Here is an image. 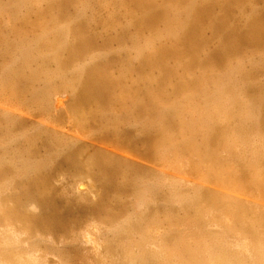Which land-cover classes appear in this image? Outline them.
<instances>
[{
	"label": "bare ground",
	"instance_id": "1",
	"mask_svg": "<svg viewBox=\"0 0 264 264\" xmlns=\"http://www.w3.org/2000/svg\"><path fill=\"white\" fill-rule=\"evenodd\" d=\"M10 1V5L13 2V6H15L12 8L8 5L14 12L11 15L15 14L17 10L23 12V9L26 12L35 9L37 13L45 8H42L43 2V4H48L49 11L52 10L56 13L58 11L59 13L51 14L48 25H45L47 22H43V18L44 26H39L42 29L38 32L39 34L36 33V38H31L32 40L24 38L25 40L21 44V41H12L10 36L7 39L11 40L2 41L0 38L2 41L0 58H9L6 62L9 67L5 65V62L1 63L2 59H0V70H4V73L2 72L0 75V91L3 92L5 88L6 77L13 76L17 81L23 80L24 76L22 77L20 68L32 60H39L43 62V66L52 64L55 68L47 69L45 67L38 70L36 73L38 78L39 74L44 75L47 77L45 82L50 91L55 85H59L67 91L70 90L73 98L71 112L67 119L52 118V120H46L48 121L46 126H41L44 123L41 120L38 123L41 124L38 129L31 133L24 130L18 134L16 131L18 127L24 125V122L14 115V112L19 113V110L20 112L24 110L21 108L22 104L18 108L16 105H13L14 107L11 105L10 110L8 107L4 108V112L0 116V264H49L51 261L57 262L56 259L61 264H68L65 260L70 262L68 259L71 257L70 254L76 252V247L80 246L81 242L92 243V245L95 243L93 247L97 246L95 237L92 236L96 229L92 232L93 229L89 228L87 233L78 234L72 228V225H77L81 215L86 216L87 213L94 216L95 226L93 228H97L98 238L103 241L102 244L100 241L98 242V245L103 248L96 250V256L99 257V262L102 264H264V214H259L258 204H256L257 207H253L243 201V198L240 199L241 196L235 197L234 195L232 197L229 192V194L220 193L219 195L216 193L217 190L214 192L202 185L191 182L184 183L181 178L170 179V175H164L165 169L184 159L189 167L199 174L201 180L216 181L227 189L229 188L231 192L235 190L234 194L237 193L236 190L244 191L242 190L246 187L243 185L244 179L245 181L249 179L252 195L257 194V191L258 194L261 193L264 187V95L262 94V98H258V96L256 99L251 96L248 100L246 95L249 94L248 91L253 90L249 88L251 85L249 86L248 83L254 81L253 76L250 80V73L241 71L242 77H239L242 80L239 79L238 83V78L233 76L236 75V72L235 74L226 72L228 73L225 74L226 76L223 75L224 77L218 79L215 77L213 80L200 74V77L192 78L196 89L190 90L188 87L191 86L187 84L190 80L179 83L170 81L172 76L177 75L174 73V67L177 65L174 63L172 64L174 67H170L169 63L167 64L168 61L166 62V59L172 56L178 57V60L184 56L186 59L191 57V60L182 62L183 58L179 61L181 67L191 69L192 64L197 60L196 48L200 47H194L196 41V44H200L199 41H201L200 25L211 17H213V33L217 30L223 34V44H231L234 47L238 43L243 44L242 41L240 42L246 37L241 35L243 33L236 37L233 31L225 30V26H228L225 14L230 10V2L221 3V0H192L190 2L187 0H133L144 11L141 15L137 14L136 19H133L137 26H141V28L153 27L154 29L151 28L153 32L155 26L162 21L164 30H160L159 25V31L155 30L152 35L149 32L151 35L148 36L149 38L142 35L147 38L146 40L144 38L145 42L142 43L139 40L141 35L139 36L140 33H136V31L141 30L144 33V30L135 28L136 31L135 29L133 31L138 36L131 42L132 46H128L131 49L133 47L136 51V56L134 55L137 57L136 59L139 58L144 63L148 62L150 66L160 63L159 67L164 68L161 69L163 72L164 70L167 72L164 75L167 74L168 77L162 75L163 72L161 74L158 68L162 77L155 80L156 87L161 89H153L148 100H137L134 97L131 99L129 96V93L133 91L131 86L134 83L130 87L125 85L127 69L121 70L122 74L119 79H115L107 71L108 64L110 65L108 58H111L114 53L109 57H94L88 65L82 60L77 66L74 64L75 68L73 66L72 71H69L68 67L73 64L72 62L68 66L69 60L82 58V54L88 52L87 50L95 43V34L91 33L94 26L91 27L90 33L87 31L84 34L82 28L85 29L86 25L82 26L86 18L81 17L84 22L81 19L72 20L74 17L80 16L82 11H80L81 13L76 12L77 15L74 17V14L72 15L71 24H68L69 22L66 24L61 19V15L68 12L69 2H74V0ZM93 1L80 0L79 3L81 2L82 5L79 7L89 8ZM258 1L260 2V0ZM99 2L102 5L111 3V1L106 3L102 0ZM125 2L127 4L129 0ZM7 4L0 5V8L7 9ZM115 4L117 5V3ZM115 4L114 6H116ZM118 4H120V0ZM216 6L220 7L222 11L224 10L222 14L219 9L222 15H213V9ZM132 7L134 8V5ZM138 7L137 9H139ZM244 7L247 9V4ZM39 8L41 9L38 10ZM126 8H124L125 13L132 11H127ZM241 8L238 9L242 10L243 8ZM113 9L111 8L112 13ZM137 9H133L132 15L130 13L129 15L134 17L133 14ZM88 10L90 11V9ZM25 11L23 13H26ZM107 11L111 12L108 9ZM234 11L232 10V13ZM254 11H251L253 14L250 12L253 15L252 19L250 14H247L251 19L248 32L251 33L255 44L258 43L256 47H261L262 45L260 44V46L259 43L264 40V11L261 10V14L255 11V14L257 12L258 15H254ZM21 12L18 17L16 14L12 16H16L15 21L24 19ZM94 12L98 13L99 11ZM124 12L123 14H125ZM16 13L18 14V12ZM112 13L110 14L112 15ZM234 13L232 15L237 14V12ZM71 14L69 13V15ZM120 17L122 18V16ZM125 17L123 18L126 19ZM107 18L103 21H108ZM112 18L113 21L116 19L117 23L120 22H118V17ZM45 19L44 21H46ZM88 20L94 19L89 18ZM101 20H99L100 23ZM231 20L229 19L228 22ZM99 21L97 19L96 22ZM155 21L159 22L154 26L151 25ZM27 22L23 24H27ZM111 22L104 24L107 26ZM100 23L98 24L100 25ZM132 23L133 21L124 24L125 26L121 27L123 29H120L123 38L127 34L125 40L132 37L131 33H129L131 37L127 33L132 30L130 27ZM233 23L237 24V21H233ZM239 23L233 24L235 28L239 29L238 27L241 25ZM19 24L21 25V23ZM89 24L87 23V25ZM23 26L25 25H21V27ZM28 26L35 30L33 28L35 26ZM244 26L246 27V25ZM21 27L19 30L22 32L23 28L21 29ZM230 27L228 28L230 29ZM211 29L210 32H212ZM15 34L19 36L18 33ZM105 35L108 38L114 34ZM234 37L239 42L233 45L230 43V39L232 38L231 41L235 40ZM202 38L204 39V37ZM206 38L208 39V37ZM206 38L204 44L201 42L202 47L205 43L208 44ZM248 38L250 37H247V40ZM114 39L111 38L114 42L118 38ZM157 40L161 41L159 45H156ZM254 42L253 45H255ZM127 43L124 44L127 45ZM113 45H111L112 49H114ZM123 45L120 46L123 47ZM115 47L119 48V46ZM93 49L96 53L97 47ZM229 49L232 50V48ZM210 52H207V55ZM214 52L211 55H216ZM123 53L117 55L119 57L121 54L120 60L121 57L123 58ZM126 53H128L127 50ZM188 55L189 57H187ZM207 55L208 59L212 58L211 55L210 58ZM219 55L217 54L218 59L221 56ZM85 56L83 57L86 58L87 56ZM259 57L260 68L258 66L257 68L261 69L264 68V61L261 63L263 57ZM215 58L217 59V57ZM215 58L213 57L214 60ZM171 60L173 59L171 58ZM198 60L200 59L198 58ZM254 61L256 60L254 59ZM18 62L20 65L16 70L14 66ZM243 62L245 61L243 60ZM128 63L130 60L126 62V64ZM252 63H254L253 60ZM123 65L124 63L121 68H124ZM230 66L232 67V65ZM128 67H130L128 69L132 68L129 64ZM147 67L149 68V66ZM247 68L250 69L249 66ZM9 73L10 75H8ZM262 73L264 72L262 71ZM251 74L253 75V73ZM156 75L153 76L156 77ZM57 78H61L63 82L56 84ZM181 80L184 79L181 78ZM185 84L188 91L186 90L181 95L177 94L180 89H186ZM137 86L139 85L137 84ZM136 90L138 91V89ZM53 91L55 92V90ZM146 91L148 93L147 89ZM254 92L256 93V90ZM50 93L54 95L53 92H49V95ZM169 93L172 95H168ZM244 94L246 99L243 98ZM18 95L19 93L15 96ZM44 97V102L37 106L40 111L39 119L42 113L47 115V111L55 106V102H57L58 108L64 104V99L61 97L55 102L50 100L49 96ZM252 98L255 100L252 101ZM18 100L17 103H19ZM1 101L3 102V100ZM29 106L26 105V108ZM11 107L14 111L11 110ZM29 110L31 111V109L26 110L27 114L31 113ZM26 112L23 111L21 115L25 116ZM49 124L54 125V128L51 129ZM21 138L24 140L21 141ZM156 166H161V169ZM67 176L70 180L65 183L63 181ZM86 177H91L94 184L88 189L78 187ZM58 183L61 184L58 185ZM246 191L244 194L247 193ZM250 191L248 192L251 195ZM258 197L262 199L264 195L262 198L257 195V199ZM233 234L237 237L236 241H234Z\"/></svg>",
	"mask_w": 264,
	"mask_h": 264
},
{
	"label": "rangeland",
	"instance_id": "2",
	"mask_svg": "<svg viewBox=\"0 0 264 264\" xmlns=\"http://www.w3.org/2000/svg\"><path fill=\"white\" fill-rule=\"evenodd\" d=\"M79 1L80 0H74V2H69V9H68V12L66 13V12H64V14H62L61 15V19L62 20H64L65 21V23L67 24V22H69L68 24H71L70 23V21L72 22V20L73 21H76V20H78V19H81V17H85L86 18V20H85V22H84V19L82 18L81 20H83V22H84V24H83V26L82 27H84L85 25V29H83L82 28V32L84 33H87V31H88V33H90L92 30H91V27L92 26H94V28L92 27V29H93V32H91L92 34H95L94 35V37H95V43H94V46H92L89 50H87L88 52H85V53H83L82 54V58L81 57H79L78 59H71V60H69V64H68V66L69 65H71L72 64V62H73V64H72V66H67L68 67V69H69V71H72V67L74 66V64H75V66H77L80 62H82V60H83V62H85L86 63V65H88L90 62H91V60H92V58H94V57H103V56H107V57H109L110 55H112L113 53V56H111V58L109 59L108 58V60L110 61V65L108 64V68H107V71L110 73V75H112V77H115V79L117 78V79H119V77H120V75L122 74L121 73V70L123 69V70H126V73L128 74L127 75V79L126 80H124L125 81V85H128L129 87H130V85H132L133 83V86H131V87H133V88H131L132 90V92L131 93H129L130 95L129 96H131V99H133V97L135 98V99H139V100H148V98H150L149 97V95L151 94V92L153 93V91L154 90H157V89H161V88H157L156 86H157V82H156V80H158V77H162L161 76V74H162V72H163V67H159V65L161 66V64L160 63H158V64H154L153 66L151 65H148V62H145L144 63V61H141L139 58L138 59H136L137 57H135L136 56V54H135V50L133 49V47H132V49L128 46V45H130V46H132V44L133 43H131L137 36H138V34H137V36H136V34L134 33V29L136 28V29H140L141 28V26H137V23L136 22H134V20L133 19H136L137 18V14L138 15H141L144 11L142 10L143 8H140V7H138L139 5H137L133 0V2L131 1V0H129V2H127V4H126V2L125 1H128V0H124V1H122V0H120V4H118L119 3V0L118 1H116V0H110L111 1V3H110V1L109 0H107V1H105V0H102L103 2H106V3H110V4H106V5H102V4H100V0H94L93 2H91V5H90V7L89 8H86V9H83L81 6V10L79 9L80 7H79V5H82L81 4V2L79 3ZM96 1H98V2H96ZM116 1V2H115ZM188 2H190V1H192V0H187ZM218 1H220V0H218ZM246 0H244V1H239V0H221L220 2L221 3H224V2H230V10L229 11H227L226 12V14H225V12H224V14H225V16L227 17V24H228V26H225L226 28H225V30H229V31H233V34H234V36H236L237 37V35L239 34L240 35V33H243V34H241L243 37L244 36H246L244 39H242V40H240V42L241 43H243V44H240V43H238L239 41L237 40V39H235L236 37H234L233 39H235V40H232L231 41V39H230V43H232L233 45L234 44H236V43H238V44H236L235 45V47L234 46H231V44H223L222 43V37H223V34H221L219 31H217V30H215L214 31V33H213V30H214V28H213V17H211V18H209V19H212V20H209V19H207V20H204L201 24L202 25H200L201 26V31L203 30V32H201L200 31V35H201V41H199L200 42V44H196V42H195V46L194 47H199V48H196L195 50V52L197 53V60H198V58L200 59V60H196V62L195 63H193L192 64V67H191V69H184V67L182 66L181 67V63L179 62L181 59H183V60H181L182 62H184L185 60L186 61H188V60H191V57H189V55L187 56V57H189V59H186V56H184L183 58L181 57V59L179 58V60H178V57H175V56H172V57H168V59H166V62H167V64L170 66V67H172L173 65L172 64H176L177 65V67L175 66H173L174 67V70H175V72L174 73H177V75L176 74H174V75H176V76H172V79L170 80V81H172V83H174V82H184V81H189V83H187V84H190V86L191 87H188L190 90H195L196 88V85H195V83L193 84V82H192V80L195 78V77H200L201 75H203V76H208L209 78H211V80H213V79H215V77H216V79H218V78H221V77H224V76H226L228 73L229 74H231L232 72H234L233 74H235V72H236V75H233L234 76V78H236L237 79V82H238V80L240 79V80H242L241 79V73L244 71V73H250V80H251V76H253L252 77V79H254V81L252 80V82L250 81L248 84H249V86L251 85V87H249L250 89H253L254 91L256 90V93L253 91V90H251V91H248V93L250 94V96H249V94H247L246 96H248L247 98H248V100H249V98L252 96H254L253 98H257L258 96V98H262V96L264 95V86H263V84H264V73H262V71L264 72V68H261V69H259L260 67H259V65H260V61H259V59H258V56H260L261 58L263 57L264 58V45H263V43L261 42V41H264V40H261L260 41V43H259V45L261 46V47H256V46H258V45H256V44H258V43H256L255 44V42L253 41V38L251 37V33L250 32H248L249 30H250V21H251V19L253 18V13L251 12V11H258V14H261V12L262 11H264V0H260V2L257 0V1H255V0H247L246 2H245ZM251 3V4H253V5H248V4H250L249 2ZM0 2H1V0H0ZM9 2V3H8ZM10 0H2V5H5V4H7L5 7L7 8V9H4V7H2V8H0V38L2 39V41L3 40H11L12 39V41H18V42H20L21 41V44H22V41L23 40H25L24 38H27L26 40H32L33 38H36L37 37V34H39L38 32H40L41 30L40 29H42V28H40V27H43L44 26V23L43 22H47L45 25H48V20H49V17L51 16V14L52 15H56V14H58L59 12L57 11V13L55 12V11H49L50 9H49V6H48V4L47 3H45V4H43L42 3V8L43 7H45V8H43V9H41V8H39L38 10H40L41 9V11H37V13H36V10L34 9V10H30L29 12L27 11H25V9H23V12L25 11L26 13H23V12H21V14H22V16L24 17V19H20L19 21H15V19H17L16 18V16H14V17H12L13 15H17V17H18V15H19V11L17 10L16 12H18V14L15 12V14H13V15H11L12 14V9L11 8H9L10 6L12 7V8H15V6H13V2L11 3V5H10ZM114 2V3H113ZM121 2H122V4H121ZM231 2H234V3H231ZM240 2V3H239ZM258 3V4H254V3ZM4 3V4H3ZM77 3V4H76ZM115 3H117V5L119 6L120 5V7H117V5L115 4ZM126 5H125V4ZM159 3H161V2H159ZM238 3V4H237ZM241 3H243L242 5H241ZM244 3H245V5H244ZM262 3H263V5H262ZM113 4V5H112ZM114 4L116 5V6H114ZM130 4H131V6H130ZM241 6H240V5ZM246 4H247V9H246V7H244V6H246ZM1 5V4H0ZM1 5V6H2ZM8 5H10V6H8ZM72 5V6H71ZM96 5H98L97 7H98V9H97V7H96ZM134 5V8L132 7ZM233 5V6H232ZM239 5V7H237ZM244 5V6H243ZM255 5H258V6H256L255 7ZM260 5V6H259ZM106 8H105V7ZM129 6V7H128ZM135 6H136V8H135ZM236 8H235V7ZM39 7H41V6H39ZM75 7H78V8H75ZM94 7H96V8H94ZM117 7V8H116ZM121 7H123V8H121ZM127 7V8H126ZM137 7L139 8V9H141V10H139V9H137ZM218 6H216L215 7V9L217 10H215V9H213V15L214 16H217L218 14H220V11H221V13L223 14V11H222V9H220V7H218ZM243 9H242V8ZM255 7V9H253L252 10V8H254ZM259 7V8H258ZM20 8V7H19ZM19 8H16V9H19ZM74 8V9H73ZM92 8V9H91ZM102 8V9H101ZM111 8L113 9V8H115V9H113L114 10V14L112 13V10H111ZM120 8V9H119ZM124 8H126V10L127 11H131V12H129L130 13V15H132L131 13H133V9L135 10V9H137L134 13L135 14H133V15H135L134 17L132 16H130L129 15V13L128 12H126L127 13V16L125 17V9ZM154 8H156V7H154ZM238 8H241L242 10H240V9H238ZM258 8V9H257ZM3 9H4V11H3ZM8 9H11V10H9L11 13H7V12H9L8 11ZM45 9H46V12H47V14H45L46 12H44L45 11ZM49 9V10H48ZM78 9H79V11H78ZM84 10V13H83V10ZM88 9H90V11L88 10ZM93 9H94V11H96L97 12V10L99 11L98 13H95L94 11H93ZM95 9H97V10H95ZM100 9V10H99ZM103 9H105V10H103ZM107 9L108 10H110L111 12L110 13H112V15L107 11ZM219 9H220V11H219ZM235 10L233 13L234 14H236V12H237V14L236 15H232L233 13H232V10ZM249 9V10H248ZM257 9V10H256ZM20 10H22L21 8H20ZM74 10V11H73ZM88 10V11H87ZM92 10V11H91ZM117 10V11H116ZM119 10V11H118ZM244 10V12H242ZM262 10V11H261ZM34 11H35V13H34ZM80 11H82V14H84V16H78V17H74L75 15H77V13H81ZM89 12V13H87V12ZM106 11V12H105ZM116 11V12H115ZM231 11V12H230ZM247 11V12H246ZM255 11H254V15H258L257 14V12H256V14H255ZM260 11V12H259ZM43 12V13H42ZM71 12H72V14H71ZM77 12V13H76ZM90 12H92V13H90ZM104 12V13H103ZM108 12V13H107ZM118 12H120V13H122L123 14V12L125 13V14H123V15H121L120 13H118ZM216 12V13H215ZM231 13V16H229L230 15V13ZM240 14H239V13ZM252 14H251V13ZM14 13V12H13ZM69 13L71 14V15H69ZM116 13V14H115ZM24 14H26V15H24ZM47 16H45V15ZM65 14H67V15H65ZM74 14V15H73ZM88 14V15H87ZM91 15V17H93V18H91L90 17V15ZM98 14V15H97ZM104 14V15H103ZM222 14H220V15H222ZM228 14V15H227ZM243 16H242V15ZM247 14H250V18H249V16L247 15ZM35 15V16H34ZM43 15V16H42ZM64 15V16H63ZM72 15H73V17H72ZM86 15V16H85ZM97 15V16H96ZM111 15V16H110ZM118 15V16H117ZM252 15V16H251ZM32 16H33V18H32ZM69 16V17H68ZM95 16V17H94ZM120 16H122V18L120 17ZM236 16V17H235ZM248 16V17H247ZM99 17H101V18H99ZM104 17V18H103ZM112 21H110L108 18ZM112 17H115V18H117L118 19V22L120 23H117L116 21V19H115V21H113V18ZM123 17H125L126 19H124ZM131 17V20L129 19ZM231 17V18H230ZM233 17V18H232ZM240 17V18H239ZM245 19H244V18ZM27 18V19H26ZM45 18H47V19H45L46 21H44V19ZM64 18V19H63ZM73 18V19H72ZM94 19V20H88V19ZM95 18H96V20H95ZM106 18H107V20L108 21H103V19L104 20H106ZM235 18V19H234ZM240 20H239V19ZM31 19V20H30ZM41 19V20H40ZM42 19H43V22H42ZM66 19H68L67 21H66ZM72 19V20H71ZM74 19H76V20H74ZM97 19H98V21L99 20H101L102 22L100 23V21L98 22V23H100V25L102 26V25H104V26H100L96 21H97ZM120 19H122V20H120ZM129 19V20H128ZM229 19H232L231 20V22H228L229 21ZM248 19H250V20H248ZM24 20V21H23ZM124 20V21H123ZM127 20H128V22H127ZM237 21V24L239 23V24H241L238 28L240 29H237V28H235V26L233 25V24H235V23H233V21L234 22H236ZM26 21H28L27 22V24H23V23H26ZM31 21V22H30ZM122 21V22H121ZM125 21H126V23H125ZM133 21V23H134V25H133V23H132V25H130V27L132 28V30H129L130 32H127L128 33V36L129 37H131V35H132V37L131 38H129L128 40H130V41H128V40H125L126 39V35L127 34H125V36H124V38H123V36H121V34H122V31H120V29H121V27H123V26H125L124 24H129V22L131 23ZM206 21V22H205ZM93 22V23H92ZM107 22H111V23H108L107 24V26L105 25ZM114 22L116 23L115 25H114ZM159 21H155V22H153L151 25H156L157 23H158ZM162 22V21H161ZM159 23V24H157L156 26H155V30L156 31H159V29L160 30H164V24H163V22L162 23ZM210 22V23H209ZM242 22V23H241ZM247 22V23H246ZM19 23H21V25H25V26H23V27H21V25L19 24ZM28 23H30V24H28ZM64 23V22H63ZM87 23H90L89 25H87ZM94 23H96L97 25H95ZM105 23V24H104ZM122 23V24H121ZM155 23V24H154ZM203 23H205V24H203ZM231 25H230V24ZM15 24H16V26H15ZM19 24V25H18ZM93 24V25H92ZM110 24V25H109ZM135 24H136V26H135ZM237 24H235V25H237ZM243 24V25H242ZM27 25V26H26ZM28 25H32V26H35V27H33L35 30H33L32 28H31V26H28ZM114 25V26H113ZM120 25H122V26H120ZM150 25V26H151ZM160 25V27H159V29H158V26ZM244 25H246V27L244 26ZM40 26V27H39ZM72 26V25H71ZM88 26V28H86ZM90 26V27H89ZM97 26V27H96ZM100 26V27H99ZM110 26V27H109ZM120 26V27H119ZM135 26V27H134ZM205 26V27H204ZM229 26H233L232 28L230 27V29L228 28ZM17 29H16V28ZM20 27H21V29H22V32H21V30H19L20 29ZM97 28V30H96V28ZM105 27H108V28H105ZM242 27H244V28H242ZM26 28V29H25ZM30 29L29 31L27 30V29ZM99 28V29H98ZM103 28V29H102ZM113 28V29H112ZM146 28H150L149 30L148 29H146ZM151 28H153V27H142L141 29L142 30H144V33L143 32H141V30H137L136 31V29H135V31H136V33H140L139 34V36L141 35V37H143L142 35H146V37H150L152 34H153V32L155 31H153L152 32V30L154 29H152L151 30ZM205 28V29H204ZM212 28V29H211ZM246 28V29H245ZM249 28V29H248ZM12 31H11V30ZM86 29H88V30H86ZM101 29V30H100ZM105 29V30H104ZM109 29V30H108ZM112 29V30H111ZM115 29H116V32H115ZM123 29V28H122ZM121 29V30H122ZM158 29V30H157ZM210 29H211V31L212 32H210ZM233 29V30H232ZM235 29V30H234ZM244 29V30H243ZM13 30H15V31H13ZM24 30V31H23ZM37 30H39V31H37ZM90 30V31H89ZM148 30V31H147ZM151 30V31H150ZM237 30V31H236ZM241 30H242V32H241ZM97 31V32H96ZM106 33H105V32ZM108 31H109V33H108ZM132 31V32H131ZM206 31V32H205ZM221 32H222V30H220ZM247 31V33H245V32ZM13 33V34H11V33ZM27 32V33H26ZM112 32V33H111ZM151 33V35H149L150 33ZM237 32V33H236ZM10 35H9V34ZM15 33H18L19 34V36L17 35V34H15ZM22 33V34H21ZM37 33V34H36ZM84 33V34H85ZM99 33V34H98ZM104 33V34H103ZM116 33V34H115ZM129 33H131V35L129 34ZM143 33V34H142ZM206 33H207V35H206ZM217 33V34H216ZM249 33V34H248ZM29 34V35H28ZM36 34V35H35ZM105 34H108V35H112V34H114V35H112V37L110 36V37H108V38H106V35ZM246 34H248V35H246ZM4 35V36H3ZM27 35H28V37H27ZM96 35H97V37H96ZM117 35V36H116ZM120 35V36H119ZM217 35V36H216ZM11 37V39H7L8 37ZM18 38H17V37ZM114 36H116V37H114ZM214 36V37H213ZM216 36V37H215ZM219 36V37H218ZM16 37V38H15ZM33 37V38H32ZM101 37H103V38H101ZM105 37V38H104ZM120 37V38H119ZM141 37H140V39L139 40H141V42L142 43H144L145 42V40L147 39L146 37H143V39H141ZM148 37V38H149ZM202 37H204V39L202 38ZM206 37H208V39L206 38ZM247 37H250V38H248V40H247ZM13 38H15L14 40H13ZM32 38V39H31ZM100 38V39H99ZM111 38H118V39H114L115 40V42L113 41V40H111ZM121 38H122V40H121ZM128 38V37H127ZM144 38H145V40H144ZM205 38H206V40H208L207 42H208V44L207 43H205V45L202 47L201 46V42H203L202 44H204V40H205ZM220 38V39H219ZM16 39H18V40H16ZM99 39V40H98ZM106 39V40H105ZM246 39V40H245ZM264 39V38H263ZM98 40V41H97ZM123 40H125L124 41V43L126 44L127 42V45H125L124 43H123ZM144 40V41H143ZM219 40H221V41H219ZM2 41H0V46H1V42ZM101 41H103V42H101ZM105 41V42H104ZM109 41V42H108ZM121 41V42H120ZM211 41H212V43H211ZM218 41V42H217ZM246 41H248V42H246ZM118 42V43H117ZM160 42L161 41H159V40H157L156 41V45H159L160 44ZM206 42V41H205ZM246 42V43H245ZM253 42H254V44L255 45H253ZM104 44V43H106L105 45H101V44ZM112 43V44H111ZM120 43V45H123V47L122 46H120V45H117V44H119ZM217 43H219V44H217ZM250 43V44H249ZM99 44V45H98ZM113 45L114 47V49H112V47H111V45ZM166 44H168V43H166ZM207 44V45H206ZM96 45V46H95ZM110 45V46H109ZM198 45V46H197ZM226 46V48H225V46ZM21 46V45H20ZM109 46V47H108ZM115 46H119V48L117 47H115ZM127 46V47H126ZM222 46H223V48H222ZM239 46V47H238ZM94 47H97V50H95V52L97 53H94ZM110 48L111 47V49L110 50H108V48ZM237 47V48H236ZM256 47V48H255ZM1 48V47H0ZM99 48V49H98ZM101 48H103V49H101ZM107 48V49H106ZM116 48V49H115ZM216 48V49H215ZM218 48V49H217ZM229 48H232V50L233 49H235V50H231V49H229ZM258 48V49H257ZM121 49V50H120ZM132 51H131V50ZM199 49H201V50H199ZM204 49V52H202V50ZM257 49V51L256 52H254L255 50ZM90 50H91V52H90ZM99 50H101V51H99ZM106 50H108L107 52H106ZM111 50H114V51H111ZM124 50V51H123ZM126 50H127V52L128 53H126ZM237 50V51H236ZM110 51V52H109ZM125 52V53H123V52ZM211 51V52H210ZM215 51V52H214ZM218 51V52H217ZM228 51V52H227ZM238 51H240L239 53H238ZM0 52H1V49H0ZM129 52H130V55H129ZM206 52V53H205ZM207 52H210L208 55H207ZM215 53L216 55H211L212 53ZM217 52V53H216ZM231 52V53H230ZM90 53V54H89ZM99 53V54H98ZM106 53V54H105ZM107 53H109V54H107ZM118 53H123L122 54V56H123V58L121 57V60H120V56H121V54H120V56L119 57H117V55H118ZM200 53V54H199ZM234 53V54H233ZM259 53H261L260 55H258ZM104 54V55H103ZM126 54H127V56H126ZM217 54H220L219 56V58L220 59H218V56H217ZM84 55H86L85 57L86 58H84L83 56ZM99 55V56H98ZM131 57H129V56ZM135 55V56H134ZM206 55L207 56H209V58L212 56V58H210V59H208V57H206ZM211 55V56H210ZM224 55H225V57H224ZM258 55V56H257ZM261 55H263V56H261ZM20 56V55H19ZM198 56H200V57H198ZM204 56V57H203ZM5 57V56H4ZM135 57V58H134ZM175 58V61H174V58ZM213 57L215 58V57H217V59H218V61H217V59L215 58V60L213 59ZM224 57V58H223ZM243 57V58H242ZM253 57V58H252ZM259 57V58H260ZM84 58V59H83ZM88 58V59H87ZM118 58V59H117ZM171 58L173 59V60H171ZM206 59L205 61H203L204 59ZM236 58V59H235ZM240 58H241V61H240ZM263 58H262V61H261V63L264 61L263 60ZM0 59H2L1 60V63L2 62H5V65L6 66H8V64L6 63L8 60H9V58H7L6 59V57L3 59V57H1ZM90 59V60H89ZM125 60V61H122V60ZM130 60V63H128L129 64V66H132V68L131 69H128V68H130V67H128V64H126V62L127 61H129ZM213 59V60H212ZM254 59L257 61H254ZM4 60V61H3ZM73 60V61H72ZM116 60V61H115ZM132 60H134L133 62H131ZM137 60V61H136ZM171 60V61H170ZM177 60V61H176ZM210 60V61H209ZM243 60L245 61V62H243ZM252 60H253V62L254 63H252ZM261 60V59H260ZM88 61V62H87ZM108 61V62H109ZM122 61V62H121ZM140 61V62H139ZM203 61V62H202ZM224 61V62H223ZM143 62V63H142ZM165 62V63H166ZM179 64H177V63ZM202 62V63H201ZM207 62H209V63H207ZM236 62V63H235ZM256 62V63H255ZM84 63V64H85ZM124 63V65H123V67L124 68H121V66H122V64ZM132 63V64H131ZM147 63V64H146ZM197 63V64H196ZM207 63V64H206ZM216 63V64H215ZM250 63V64H249ZM257 63H259L258 65H257ZM45 64H48V63H45ZM112 64H114V65H112ZM142 66H141V65ZM171 64V65H170ZM195 64V65H194ZM202 64V65H201ZM213 64V65H212ZM238 65V67H237V65ZM20 64H19V62L14 66V69H16L17 70V66H19ZM215 65V66H214ZM230 65H232V67L230 66ZM236 65V66H235ZM242 65V66H241ZM75 66H74V68H75ZM134 66V67H133ZM136 66H138V67H136ZM147 66H149V68L146 67ZM230 66V67H229ZM239 66H240V68H241V70H239L240 68H239ZM244 66H246L245 68H244ZM249 66V68L250 69H248L247 67ZM257 66L259 67V68H257ZM9 67V66H8ZM7 67V68H8ZM32 67V68H31ZM40 67V68H39ZM47 68V69H52V67L53 68H55V66L54 65H52V64H50V65H44L43 66V62L42 61H39V60H32V61H30L29 63H27V64H25V65H23L21 68H20V73L22 74V77L24 78L23 80H20V81H17V79L16 78H14L13 76H9V77H6L7 79H6V82H5V88H4V90H3V92H1L0 91V116L2 115V113L4 112V108H6V107H8L9 108V110H10V106L12 105V107H14L15 105H16V107L18 108V107H21V104H22V109H24V110H22L21 112H20V110L18 111L19 113H17V112H14V115H17V119H19V120H22L23 122H24V125H22V126H20V127H18V129L16 130V131H18V134H19V132H23L24 130L25 131H28L29 133H31L32 131H34V130H36V129H38V127L41 125H39L38 123L39 122H41V120H43L42 122H44L43 123V125H41V126H46V125H48V121H46V120H52V118L53 119H55V118H61V119H67V117L69 116V114H70V112H71V107H72V98H73V96H72V92L70 91V90H66V89H64L63 87H60L59 85H55V87H57V88H55V87H53V88H51V89H53V90H55V92L53 91V90H49L48 89V87L46 86V82H45V80H46V78L47 77H45L44 75H42V74H39V78H38V76L36 75V73H37V71L38 70H41V69H43V68ZM142 67V68H141ZM156 67V68H155ZM199 67V68H198ZM202 67V68H201ZM208 67H209V69H208ZM234 67V68H233ZM255 67V69H253ZM71 68V69H70ZM120 68V69H119ZM146 68V69H145ZM155 68V69H154ZM158 68L160 69L159 71H161L160 73L161 74H159V72H158ZM161 68H163V69H161ZM176 68V69H175ZM182 68V69H181ZM197 69L196 71L194 70V69ZM218 68V69H217ZM226 68H228L227 69V71H226ZM237 68H239V69H237ZM243 68V69H242ZM13 69V70H14ZM112 69V70H111ZM117 69V70H116ZM144 69V70H143ZM150 69H152L151 71H150ZM229 69H230V71H229ZM259 69V70H258ZM142 70H143V72H142ZM179 70V71H178ZM190 70V71H189ZM193 70L195 71V73L193 72ZM236 70V71H235ZM8 72H9V70H7ZM120 71V72H119ZM139 71V73H137ZM145 71H147V72H145ZM153 71V72H152ZM154 71H155V73H154ZM186 71H187V73H186ZM223 71H224V73H223ZM240 71V72H239ZM242 71V72H241ZM246 71V72H245ZM250 71V72H249ZM252 71V72H251ZM257 71H258V74H257ZM2 72L4 73V70L3 69H1L0 70V75L2 74ZM123 72V71H122ZM166 71L164 70V72H163V74L162 75H164V73H165ZM226 72H228V73H226ZM259 72H260V74H259ZM71 73V72H70ZM132 73V74H131ZM167 73V72H166ZM179 73V74H178ZM185 73V74H184ZM251 73H253V75L251 74ZM157 74V75H156ZM201 74V75H200ZM226 74V75H225ZM241 74V75H240ZM8 75H10V73L8 74ZM42 75V76H41ZM118 75V76H117ZM131 75V76H130ZM143 75H144V77H143ZM154 75H156V77H152V76ZM167 74H165L164 76H166ZM179 75V76H178ZM180 75H182L181 77H180ZM224 75V76H223ZM140 76V77H139ZM150 76H151V78H150ZM194 76V77H193ZM218 76V77H217ZM239 76H241V77H239ZM256 77V79H255V77ZM44 77V78H43ZM174 77H176V78H180V79H176V78H174ZM184 77V78H183ZM36 78H38V79H36ZM149 78V79H148ZM166 78H168L167 76H166ZM181 78L182 79H184L183 81L181 80ZM193 78V79H192ZM61 78H57L56 79V81H55V83L56 84H60V82H63V80L61 81L60 80ZM129 79H131V80H129ZM156 79V80H155ZM160 79V78H159ZM179 80H181V81H179ZM14 82V83H12V82ZM16 81V82H15ZM39 81V82H38ZM138 81V82H137ZM194 81V80H193ZM17 82H19V83H17ZM33 82H35V83H33ZM137 82V83H136ZM240 82V81H239ZM238 82V83H239ZM256 82V83H255ZM262 83V84H260V83ZM255 83V84H254ZM260 84V86H259V84ZM10 86H9V85ZM14 84H16L14 87H15V89H14V87H13V85ZM18 84V85H17ZM22 84V85H21ZM31 84V85H30ZM34 84V85H33ZM136 84V85H135ZM137 84L139 85V86H137ZM254 86H253V85ZM12 85V86H11ZM8 86V87H7ZM21 88H20V87ZM23 86V87H22ZM146 86H148V87H146ZM152 86V87H151ZM153 86H154V88H153ZM253 86V87H252ZM261 86H263V87H261ZM26 87V88H25ZM155 87H156V89H155ZM158 87H159V85H158ZM185 87H186V89H180L179 90V92L177 93V94H183L186 90H187V85L185 84ZM254 87H256L255 89H254ZM0 88H1V84H0ZM24 88V89H23ZM119 88V87H118ZM118 88H117V90H118ZM142 88V89H141ZM151 90H150V89ZM174 88H176V87H174ZM263 88V89H262ZM136 89H138V91L136 90ZM146 89L148 90V93H146L147 91H146ZM154 89V90H153ZM249 89V90H250ZM260 91H259V90ZM262 89V90H261ZM24 90V91H23ZM137 92H136V91ZM177 90V89H176ZM240 90V89H239ZM258 90V91H257ZM12 91V92H11ZM14 91V92H13ZM45 91V92H44ZM48 91V93L46 94V92ZM188 91V90H187ZM49 92H53L54 93V95L53 94H51L50 93V95H49ZM70 92V93H69ZM141 92H143V93H141ZM150 92V93H149ZM171 92H173L172 90H171ZM252 92H254V93H252ZM17 93H19V95H20V97H18V96H15V95H17ZM22 93V94H21ZM137 93H139V94H137ZM259 93H261V94H259ZM39 94V95H38ZM146 94V95H145ZM252 94H254V95H252ZM257 96H256V95ZM259 94V95H258ZM263 94V95H262ZM52 95V96H51ZM168 95H172V94H168ZM261 95V96H260ZM7 96V97H6ZM13 98H12V97ZM22 96V97H21ZM44 96H49V99L51 100L52 99V101L53 102H55V101H57V99L58 98H62V99H64V104H63V106L62 107H60V108H58V106H57V102H55L54 103V107L52 108V109H50L49 111H47V115H45V113L43 114H41L40 115V119H39V109L37 108V106L38 105H40V103H42V102H44V100H45V97H44V99H43V97ZM142 96H144L143 98H142ZM246 96H245V94H244V96H243V98H245L246 99ZM16 97H18V98H16ZM51 97V98H50ZM10 98V99H9ZM16 98V99H15ZM35 100H34V99ZM37 98V99H36ZM251 99L252 101H254L255 99ZM263 98H264V96H263ZM17 99H19L18 101H19V103H17ZM23 99H26V100H23ZM28 99V100H27ZM35 101H33V100ZM1 100H3V102L1 101ZM10 100H13V102H10ZM23 100V101H22ZM43 100V101H42ZM6 101H8V102H6ZM27 101H29V103H26ZM2 102V103H1ZM71 102V103H70ZM4 103V104H3ZM10 105H9V104ZM25 105H24V104ZM35 103H37V104H35ZM18 104H20V105H18ZM14 105V106H13ZM26 105H30L29 106V108H26ZM11 107V108H12ZM33 107V108H32ZM7 108V109H8ZM20 108V109H21ZM37 108V109H36ZM28 109H31V111L29 110V112H31L30 114H27V112H26V110H28ZM37 111H36V110ZM68 109V110H67ZM11 110H13L14 111V109L12 108ZM16 110V109H15ZM33 110V111H32ZM23 111H25L26 112V114H25V116L23 115H21V113H23ZM56 111V112H55ZM32 114V115H31ZM20 115V116H19ZM35 115V116H34ZM38 120V121H37ZM67 124H69V123H67ZM49 126H50V128L51 129H53L54 128V125H52V124H49ZM20 129H22V130H20ZM15 131V132H16ZM15 132H14V134H15ZM13 134V135H14ZM16 136H17V132H16ZM24 139L23 138H21V141H23ZM14 143V142H13ZM12 143V144H13ZM27 146V145H26ZM180 162H175L176 164H173V165H170L169 167H168V169H165V171H164V175H170L169 177H170V179H180L181 178V180L182 181H184V183H189V182H191V183H193V184H199V185H202L203 187H205L206 189H211V191L213 190H217V194H219L220 195V193L222 194V193H225V194H229V195H231L232 194V197H234V195H235V197H240L241 196V198L240 199H242L243 198V201H245L246 203H249V205L250 206H253V207H257L258 206V210H260L259 211V214H261L262 215V213L264 214V211H263V209H264V198H262V195H264V187L262 188V191H261V193H259L258 194V191L256 192L257 194H253L252 195V193H253V191L251 192L250 191V185H249V179L248 180H246L245 181V179H244V181H243V185L244 186H246L245 187V189L243 188L242 190H244L243 192L242 191H240V192H238L239 190H236V194H234L235 193V190L234 191H230V189L228 190L227 189V187H225V186H222V185H220V184H218L216 181H213V180H209V181H203V180H201V177L199 176V174L196 172V171H194L192 168H190L189 167V165L187 164V162L183 159H181V160H179ZM181 162H182V164H181ZM180 163V164H179ZM157 167V166H156ZM157 168H159V169H161V166H158ZM176 168V169H175ZM174 169V170H173ZM163 170V169H162ZM70 180V178H69V176H67L65 179H64V181L63 182H67V181H69ZM56 182H58V181H56ZM94 180L91 178V177H86L84 180H83V182L81 183V185L79 184V186L78 187H82L83 189H88L90 186H92L94 183ZM216 182V183H215ZM264 182V181H263ZM59 184H61V183H58V185ZM249 185V186H248ZM264 186V185H263ZM223 187V188H222ZM222 188V189H221ZM219 189V190H218ZM259 189H260V187H259ZM246 190H248V191H250L251 192V195H250V193L248 192V191H246ZM261 190V189H260ZM260 190H259V192H260ZM214 191V192H215ZM245 191L247 192L246 194H244L245 193ZM229 192V193H228ZM238 194V195H237ZM254 195H256L255 197H254ZM257 195H260L261 196V198L262 199H259V197H258V199H257ZM245 199V200H244ZM248 200H249V202H248ZM256 204H258L257 206H256ZM259 205H260V207H259ZM262 206H263V208H262ZM261 208V209H260ZM31 209V208H30ZM32 210H34L33 208H32ZM262 211V212H261ZM90 218V219H89ZM95 220H94V216H91L89 213H87V215L85 216L84 214H82L81 215V219L79 220V222L77 223V225L76 226H74V225H72V228H73V230L74 231H76L78 234H80L81 232H88L89 231V228H90V230H92V232L94 231V229H96L95 230V232H93L92 233V236L93 237H95V240H96V247H93V246H95V243H94V245H92V243H80L79 245L80 246H77L76 247V252L74 251V252H72L71 254H70V258H68V259H70V262H69V260H65V262L66 263H70V264H102L101 262H99L100 261V259H99V257H97L96 256V250L98 249V250H100L101 249V247L98 245V242L100 241L101 242V244L103 243V241L102 240H99V238H98V232H97V228H93L95 225H94V222ZM74 227H75V229H74ZM181 227H183V225H181ZM85 229V230H84ZM84 230V231H83ZM233 237H235L234 238V241H236L237 240V237L233 234ZM96 238H98V239H96ZM98 247V248H97ZM94 248V249H93ZM96 248V249H95ZM103 248V247H102ZM78 253V254H77ZM86 259H85V258ZM72 259V260H71ZM56 261L57 262H52L51 261V263H49V264H61L60 262H58V259H56ZM63 264V263H62Z\"/></svg>",
	"mask_w": 264,
	"mask_h": 264
}]
</instances>
